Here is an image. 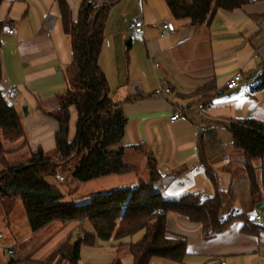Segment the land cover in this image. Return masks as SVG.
Instances as JSON below:
<instances>
[{
    "label": "crops",
    "instance_id": "crops-1",
    "mask_svg": "<svg viewBox=\"0 0 264 264\" xmlns=\"http://www.w3.org/2000/svg\"><path fill=\"white\" fill-rule=\"evenodd\" d=\"M83 1L66 0L73 21ZM90 1L99 5L107 0ZM140 3L138 12L130 18L133 0H114L109 4L107 21L115 16L120 24L106 32V21L99 56L110 96L123 101L127 122L122 146L143 144L154 156L160 175L155 189L164 198H178L185 193L213 195L208 176L212 173L218 191L228 195V208L223 207L222 214L244 212L248 220L262 227L248 233L242 230V220L235 219L221 232L206 238L200 224L189 221L186 216L168 213V235L185 238L187 255L182 263L153 260H157L156 264H264V168L256 170L257 182L263 191L262 199L257 202L263 203L260 211L255 208L257 203L251 204L242 156L234 149L232 135L225 126L230 120L247 117L264 121V88L252 91L257 83L258 63L264 59V18L258 17L264 14V0L232 11L218 10L209 26L199 27L175 20L163 0H140ZM48 16L52 17L50 24H47ZM138 18L144 23L143 31L132 36L128 25ZM0 20L9 21L0 34L3 69L0 89H17L18 97L11 103L20 110L26 132L28 148L22 150L28 154L38 148L53 152L58 126L46 112L58 108L57 95L66 89L65 68L71 60L70 40L61 30L56 2L3 0ZM164 21L172 22L175 28L160 37ZM7 26H12L15 33H6ZM237 72L243 75V83L227 90L225 82ZM112 77L114 87L110 84ZM162 80L166 81L169 94L154 95ZM23 105L27 115L23 114ZM202 107L206 111L199 116ZM173 112L185 115L187 120L171 122L169 117ZM198 118L203 130L196 128ZM75 121L72 108L70 139L74 136ZM199 163L204 168L194 171ZM141 165L146 169L144 157ZM134 174L130 173V186L142 178L138 170L137 176ZM255 215H260L261 221L255 222ZM59 224L62 231L73 223ZM5 225L10 226L8 214ZM44 228L31 232L29 238ZM0 233L1 242L4 237L1 229ZM17 243L10 247L14 254L18 251ZM0 247L4 245L0 243Z\"/></svg>",
    "mask_w": 264,
    "mask_h": 264
},
{
    "label": "trees",
    "instance_id": "trees-1",
    "mask_svg": "<svg viewBox=\"0 0 264 264\" xmlns=\"http://www.w3.org/2000/svg\"><path fill=\"white\" fill-rule=\"evenodd\" d=\"M112 1L99 5L83 1L73 21L66 0H55L61 30L70 40L71 60L65 68L66 89L57 95L58 108L46 112L58 126L53 152L38 148L24 159H9V155L28 148V141L20 110L0 96V199L8 204L18 200L22 203L31 232L53 222L63 226L73 223V229L77 228L76 224L87 222L92 229L83 236L77 234L75 241L71 230L44 259L26 257L11 259L6 264H78L82 245L93 247L97 242L109 241L117 251L126 246L132 264H148L153 258L182 263L187 255L186 240L168 235V213L186 216L189 221L200 224L203 232L208 229L221 232L235 219L242 220L245 232L262 229L248 220L244 212L234 217H231L232 212L222 214L224 195L218 191L212 173L208 176L214 188L213 195L202 197L198 193H185L178 198H164L155 189L160 175L154 156L143 144L122 146L127 122L123 101L110 96L106 75L98 63ZM163 1L175 20H185L190 27H199L209 26L218 10L232 11L261 0ZM258 17L264 18V14ZM8 23V20H0V34ZM257 67V83L252 91L264 88V59ZM2 76L0 55V82ZM72 108L76 121L74 136L70 139ZM225 126L232 135L234 149L242 156L248 195L251 204L255 205L263 196L256 170L264 168V121L247 117L230 120ZM127 148L145 158L146 179L138 178L134 186L91 194L62 204L63 194L47 180L66 172L78 182L137 173V167L125 161ZM108 264H122V261L115 258Z\"/></svg>",
    "mask_w": 264,
    "mask_h": 264
},
{
    "label": "rangeland",
    "instance_id": "rangeland-1",
    "mask_svg": "<svg viewBox=\"0 0 264 264\" xmlns=\"http://www.w3.org/2000/svg\"><path fill=\"white\" fill-rule=\"evenodd\" d=\"M140 6V0H138L137 3L133 0V4L132 6H130L128 17H133L134 13L138 12ZM119 24L120 20H118V17H110L107 21L106 32L107 29L108 31H110L117 27ZM129 34L131 35V33ZM113 83L114 81L112 77L110 83L112 87H114ZM19 151L11 155L9 159L21 160L27 157L28 153L26 150ZM124 158L126 162L137 167L139 177H146V169L141 165V163L143 162V157L141 155L128 150ZM1 172L2 167L0 166V173ZM131 177L132 176L129 174L123 176H108L89 182H78L72 179L69 173L66 172L65 174H59L55 177H50L47 180L51 184H54L63 194L61 203L68 204L84 196L96 193H105L119 187L130 186V184H132V182L130 181ZM227 198L228 195H224L225 208H228V204L226 203ZM7 214L10 221V226L8 228L6 227L7 225H5ZM74 225L75 224H70L68 226L69 228L65 227L64 230L59 231V222H53L46 225L42 232L38 233L32 238H29L31 230L22 203L18 200L13 204H8L6 200L0 199V229L2 230L4 235L3 239L0 242L4 245V247H0V264H3L4 262L6 264L11 259L19 260L21 256L22 258L32 257L35 259H42V256L44 255L45 258L65 239V237L71 230L73 231V241L77 239V234L83 236L84 232H89L92 230L91 226L87 222H85L84 225L76 224V229H73ZM16 243L19 244L16 254H9L6 250L3 251L4 248H10ZM115 258H120L122 264H132V258L126 246L120 247L119 251H117L116 247L110 241L108 243H99V245L93 247L82 245L80 249V260L78 264H108ZM156 263H158L157 260L153 259H151L149 262V264Z\"/></svg>",
    "mask_w": 264,
    "mask_h": 264
},
{
    "label": "built area",
    "instance_id": "built-area-1",
    "mask_svg": "<svg viewBox=\"0 0 264 264\" xmlns=\"http://www.w3.org/2000/svg\"><path fill=\"white\" fill-rule=\"evenodd\" d=\"M85 2L86 3H92L90 0H85ZM51 21H52V17L48 16L47 24H50ZM143 27H144V23L140 18L135 19L134 21H132L128 25L129 30H131V32H132V36H136V35L141 34L143 31ZM174 28L175 27H174L172 22L164 21L161 25L159 36L165 37L167 34L174 31ZM5 31L8 34H14L15 33V29L12 26H7ZM243 81H244L243 75L241 73L237 72V73L233 74L231 77H229V79H227V81L225 82V88L227 90L236 89V88L240 87V85L243 83ZM136 92H138V91H136ZM153 94L154 95L169 94V87H168L166 81H164V80L160 81L158 86L156 87V89L153 91ZM0 96H1V98L5 99L6 101L12 102L18 97V92H17V89L14 87H6L4 89H1ZM205 111H206V108H204V107L200 108L199 116L203 115V113ZM169 120L171 122L186 121L187 117L185 115L179 113V112H173L170 115ZM195 125H196V128L198 130L204 129L203 125L201 124L200 118H198ZM203 168H204V165L202 163H199L193 169H194V171H197V170L203 169ZM235 214L236 213H232L231 217H234ZM254 221L255 222L261 221L260 215H255ZM215 234H216V231L214 229H208L204 232V237L209 238V237L214 236ZM0 238H2L1 233H0ZM5 250L9 254L14 253L13 248H6ZM218 264H224V263L220 262Z\"/></svg>",
    "mask_w": 264,
    "mask_h": 264
},
{
    "label": "water",
    "instance_id": "water-1",
    "mask_svg": "<svg viewBox=\"0 0 264 264\" xmlns=\"http://www.w3.org/2000/svg\"><path fill=\"white\" fill-rule=\"evenodd\" d=\"M22 111H23V114L24 115H27V110H26V105H23V107H22ZM255 208L257 209V210H262L263 209V203H257L256 205H255Z\"/></svg>",
    "mask_w": 264,
    "mask_h": 264
}]
</instances>
